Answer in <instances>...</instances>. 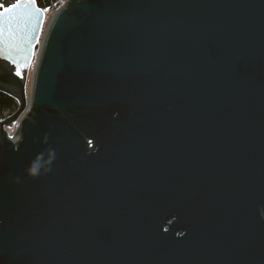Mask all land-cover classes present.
I'll return each mask as SVG.
<instances>
[{
  "label": "water",
  "instance_id": "1",
  "mask_svg": "<svg viewBox=\"0 0 264 264\" xmlns=\"http://www.w3.org/2000/svg\"><path fill=\"white\" fill-rule=\"evenodd\" d=\"M45 19L0 5V264H264V0Z\"/></svg>",
  "mask_w": 264,
  "mask_h": 264
},
{
  "label": "trees",
  "instance_id": "2",
  "mask_svg": "<svg viewBox=\"0 0 264 264\" xmlns=\"http://www.w3.org/2000/svg\"><path fill=\"white\" fill-rule=\"evenodd\" d=\"M17 0H0L2 8H7L13 5ZM37 6L43 10L45 9H59L63 0H35ZM18 104L12 98L0 93V120L12 115L16 112Z\"/></svg>",
  "mask_w": 264,
  "mask_h": 264
},
{
  "label": "rangeland",
  "instance_id": "3",
  "mask_svg": "<svg viewBox=\"0 0 264 264\" xmlns=\"http://www.w3.org/2000/svg\"><path fill=\"white\" fill-rule=\"evenodd\" d=\"M67 0H63L61 2L62 6L63 4L66 2ZM57 12V9H45V14H46V19H45V25H44V28H43V33L49 23V21L52 19V17L54 16V14ZM43 33H42V36H43ZM36 57V56H35ZM34 63H35V60L33 61V64L31 66V69H30V72H29V76H28V82H27V95H29V92H30V87H31V80H32V74H33V68H34ZM10 133L13 132V129L9 131Z\"/></svg>",
  "mask_w": 264,
  "mask_h": 264
},
{
  "label": "snow or ice",
  "instance_id": "4",
  "mask_svg": "<svg viewBox=\"0 0 264 264\" xmlns=\"http://www.w3.org/2000/svg\"><path fill=\"white\" fill-rule=\"evenodd\" d=\"M8 9H6V11H7ZM19 74V73H18Z\"/></svg>",
  "mask_w": 264,
  "mask_h": 264
}]
</instances>
